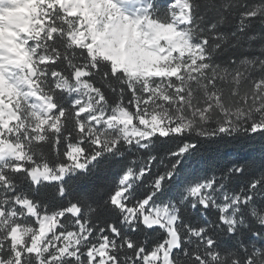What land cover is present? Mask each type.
<instances>
[{
    "label": "snow or ice",
    "instance_id": "obj_1",
    "mask_svg": "<svg viewBox=\"0 0 264 264\" xmlns=\"http://www.w3.org/2000/svg\"><path fill=\"white\" fill-rule=\"evenodd\" d=\"M0 264H264V0H0Z\"/></svg>",
    "mask_w": 264,
    "mask_h": 264
}]
</instances>
